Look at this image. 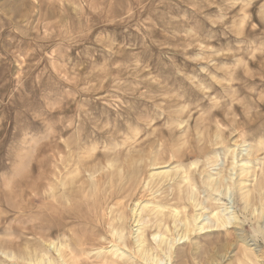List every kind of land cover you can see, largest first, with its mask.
Returning <instances> with one entry per match:
<instances>
[{
  "label": "rangeland",
  "instance_id": "rangeland-1",
  "mask_svg": "<svg viewBox=\"0 0 264 264\" xmlns=\"http://www.w3.org/2000/svg\"><path fill=\"white\" fill-rule=\"evenodd\" d=\"M60 247L264 264V0H0V263Z\"/></svg>",
  "mask_w": 264,
  "mask_h": 264
},
{
  "label": "bare ground",
  "instance_id": "bare-ground-1",
  "mask_svg": "<svg viewBox=\"0 0 264 264\" xmlns=\"http://www.w3.org/2000/svg\"><path fill=\"white\" fill-rule=\"evenodd\" d=\"M50 156H51V154H50ZM108 166V165H107ZM95 171V170H94ZM244 171V170H243ZM96 172V171H95ZM98 172V171H97ZM47 173H49V172H47ZM109 173H111V172H108V174ZM95 174V173H94ZM45 175V174H44ZM48 175V174H47ZM97 175V174H96ZM101 175V174H100ZM43 176V175H42ZM91 176V175H90ZM109 176H110V174H109ZM36 177V176H35ZM151 177V176H150ZM153 177V176H152ZM63 178V177H62ZM109 178V177H108ZM113 178V177H112ZM210 178V177H209ZM38 179V178H37ZM36 179V180H37ZM42 178L40 177V180H41ZM64 179V178H63ZM62 179V180H63ZM35 180V181H36ZM43 180H45V179H43ZM72 180H74V179H72ZM98 180V179H97ZM82 181H84V180H82ZM184 181V180H183ZM41 182H42V180H41ZM44 182V181H43ZM64 182V181H63ZM91 182V181H90ZM45 183V182H44ZM51 183V182H50ZM68 183V182H67ZM71 183H73V181L71 182ZM89 183V182H88ZM213 183V182H212ZM212 183H209V185L210 186H212V187H215V184L213 183V185H211ZM220 184H221V182H219ZM219 183H218V185H219ZM63 184V183H62ZM64 184H65V182H64ZM36 185H38V184H36ZM45 185V184H44ZM56 185V184H55ZM43 186V185H42ZM50 186V185H49ZM57 186V185H56ZM39 187V186H38ZM44 187V186H43ZM53 188H54V185L52 186ZM51 187V188H52ZM79 187V186H78ZM83 187L85 188V185H83ZM33 188V187H32ZM42 188V187H41ZM52 188V189H53ZM57 188V187H56ZM88 188H90L89 186H88ZM94 188V187H93ZM95 188H97L98 189V187H95ZM102 188V187H101ZM48 189H50L49 187H48ZM86 189V188H85ZM84 189V190H85ZM38 190H39V188H38ZM43 190V189H42ZM41 190V191H42ZM56 190V189H55ZM74 190V189H73ZM87 190V189H86ZM91 190V189H90ZM103 190V189H102ZM126 190V189H125ZM46 191H48L47 189H46ZM50 191V190H49ZM49 191L48 192H46V193H49ZM64 191V190H63ZM62 191V192H63ZM88 191V190H87ZM98 191V190H97ZM59 192V191H58ZM76 192V191H75ZM80 192V191H79ZM103 192V191H102ZM112 192V191H111ZM43 193H44V191H43ZM61 193V192H60ZM242 193H244V192H242ZM57 194H59V193H57ZM104 194V193H103ZM116 194V193H115ZM114 194V195H115ZM100 195V194H99ZM194 195V194H193ZM85 196H86V194H85ZM95 196V195H94ZM124 197V196H123ZM248 194L247 193H245V194H243L242 195V199L243 200H246L247 201V199H248ZM192 198V197H191ZM70 199V198H69ZM90 199V198H89ZM64 201V200H63ZM93 201V200H92ZM58 202V201H57ZM83 203V202H82ZM81 203V204H82ZM52 204V203H51ZM116 204V203H115ZM121 204V203H120ZM124 204V203H123ZM152 204V203H151ZM83 205V204H82ZM88 205V204H87ZM100 205V204H99ZM94 206V205H93ZM101 207H102V205H100ZM121 206H125V205H122L121 204ZM147 206V205H146ZM158 206V205H157ZM162 206V205H161ZM112 207H114V206H112ZM87 208H89V205H88V207ZM92 208V207H91ZM96 210V209H95ZM99 210V209H98ZM140 210V209H139ZM158 210H159V208H158ZM77 211H79V210H77ZM84 211V210H83ZM117 211V210H116ZM121 211V210H120ZM160 211H164V210H160ZM85 212V211H84ZM83 212V213H84ZM108 212H110V211H108ZM115 212V211H114ZM170 212V211H169ZM58 213V212H57ZM174 213H175V211H174ZM78 214V213H77ZM85 214V213H84ZM110 214V213H109ZM157 214V213H156ZM160 214V213H159ZM71 215V214H70ZM162 215V214H161ZM74 216V215H73ZM79 216H81V215H79ZM88 216V215H87ZM110 216V215H109ZM149 216V215H148ZM171 216V215H170ZM177 216V215H176ZM103 217V216H102ZM104 217H105V215H104ZM124 217V216H123ZM51 218V217H50ZM82 219H80V220H86L87 219V217H85V215L84 216H82L81 217ZM90 218H92V220H96L95 222H98V223H101V221L103 220V219H101L97 214L96 215H93L92 217H90ZM164 218V217H163ZM214 221H215V223L217 224V227H218V225H222V226H224L225 225V221H224V219H223V217H221L219 214L217 215H214ZM112 219V218H111ZM162 219V218H161ZM185 220H187V219H185ZM86 221H88V220H86ZM89 221H91V220H89ZM106 221H107V219H106ZM160 221H162V220H160ZM34 222V221H33ZM39 222V221H38ZM159 222V221H158ZM174 223H175V221H174ZM184 223H186V229L187 230H189L188 229V227H189V225H188V222H184ZM190 223V222H189ZM102 224V223H101ZM108 224L110 225V226H112V224H113V222H112V224H111V220H109L108 221ZM159 224V223H158ZM59 225V224H58ZM167 225V224H166ZM196 225V224H195ZM108 226V225H107ZM50 227V226H49ZM54 227V226H53ZM73 227V226H72ZM168 227V226H167ZM25 228V227H24ZM23 228V229H24ZM76 228V227H75ZM111 228V227H110ZM123 228V227H122ZM192 228V227H191ZM196 228H197V226H196ZM195 228V229H196ZM204 228V227H203ZM126 229V228H125ZM125 229H124V231H125ZM30 230H32V229H30ZM116 230V229H115ZM93 231V230H92ZM91 231V232H92ZM158 232V231H157ZM189 232V231H188ZM145 234H146V231L144 232ZM141 235L142 234H140L139 236H138V239L136 240V242H139V244H138V246H140V253L141 252H145V248H144V244H145V239H143L142 237H141ZM184 235V234H183ZM124 236H127V235H124ZM143 236V235H142ZM103 237V236H102ZM105 238V237H104ZM118 238L121 240L122 239V235L121 236H118ZM146 238V237H145ZM75 240H76V242L74 241V245H76L77 246V244L79 243V245L81 244V246L83 245V241L80 239V240H78L77 239V237L75 238ZM164 239L162 238L161 239V243L160 244H162L164 241H163ZM99 241V240H98ZM111 242H113V241H111ZM118 242V241H117ZM99 243V242H98ZM114 243V242H113ZM112 243V244H113ZM134 244H135V242H134ZM64 245V244H63ZM60 246H62V245H60ZM65 246V245H64ZM161 246H163V245H161ZM99 247H101V245L99 246ZM103 247V246H102ZM134 247V246H133ZM136 248V247H135ZM68 249V248H67ZM136 250V249H135ZM162 250H163V248H162ZM57 251L59 252V256H60V258H62V260H63V263L64 264H76V262H77V260L75 259V256H76V253H75V251H71V250H63V247L61 248H57ZM128 251H131V250H128ZM138 252V251H137ZM20 253V252H19ZM142 254V253H141ZM13 256H15V255H13ZM21 256V255H20ZM79 256V255H78ZM82 256H83V254H82ZM84 256H86V255H84ZM149 256V255H148ZM23 257V256H22ZM143 257V256H142ZM141 257V258H142ZM79 258H80V256H79ZM22 259V258H21ZM28 259H33V257H28ZM23 261V260H22ZM33 261H37L38 263H43V258L41 257V258H37V257H35L34 258V260ZM69 262V263H68ZM1 264V263H0ZM4 264V263H3ZM49 264H55V262L54 261H51V260H49Z\"/></svg>",
  "mask_w": 264,
  "mask_h": 264
}]
</instances>
